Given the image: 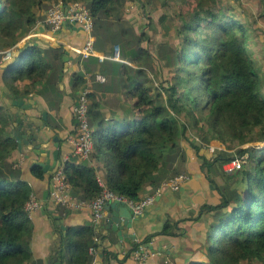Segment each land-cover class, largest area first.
I'll list each match as a JSON object with an SVG mask.
<instances>
[{"label": "trees", "instance_id": "1", "mask_svg": "<svg viewBox=\"0 0 264 264\" xmlns=\"http://www.w3.org/2000/svg\"><path fill=\"white\" fill-rule=\"evenodd\" d=\"M50 1L0 0V58L4 48L14 47L42 20L38 10H45ZM83 1L92 18L94 47H101L105 39L116 42L120 59L109 57V47L101 61L90 56L80 60L79 54L77 60L83 70L99 63L101 73L110 75L109 83L100 84V89L120 91L132 98L123 113L113 114L108 109L111 115L104 119L95 89L86 92L92 134L89 155L99 161L104 185L135 200L142 185L155 186L179 171L186 145L192 148L199 168L217 194L216 202H201L198 214L190 216L203 229L200 239L197 232L192 240L195 246L186 264H240L250 259L264 262V142L247 143L234 151L214 147L208 155L204 152L211 141L225 145L264 140V79L246 48L248 28L235 16L234 5L223 0H191L190 8L173 12L171 31L177 37L173 42L150 40L143 28L134 32L117 24V31H112L108 15L118 17L121 12L117 8L126 0ZM142 14L152 32L160 29L155 25L166 17L160 12L156 22L149 23L144 9ZM149 41L152 45L148 46ZM64 53L61 44L27 40L18 46L13 59L1 66L2 94L12 98L34 92L44 97L48 107L57 108L63 93L57 78ZM123 58L138 66L127 64ZM22 79L27 82L17 86L16 80ZM70 80L75 100L84 83L82 70L72 71ZM45 123L55 132L59 119L47 114ZM15 148L7 108L0 102V264H39L40 260L32 257V220L24 204L32 188L11 159ZM243 151L247 156L240 167L223 169L225 161ZM61 169L72 194L88 199L99 192L95 166L86 160L64 159ZM29 172L47 181L51 174L36 164L29 166ZM46 199H41L44 207ZM56 211L61 213L59 208ZM51 214L47 211V216ZM178 220L166 218L158 230L140 240L146 243L156 232L183 233ZM93 235L90 224L66 226L59 240V264H85L90 259L87 246L97 244ZM133 245L134 241L130 248ZM65 249L70 252H63ZM113 259L116 256L111 250L98 256L99 264H110Z\"/></svg>", "mask_w": 264, "mask_h": 264}, {"label": "crops", "instance_id": "2", "mask_svg": "<svg viewBox=\"0 0 264 264\" xmlns=\"http://www.w3.org/2000/svg\"><path fill=\"white\" fill-rule=\"evenodd\" d=\"M223 1H228L234 5L233 12L235 13V16L237 18L245 23L247 22L251 24V26L255 25L256 20L253 19L254 13H260V9H250L249 5L251 0ZM149 3V1L145 3H143L142 1L141 3L137 0H126L123 3L122 7L117 8L118 11L120 9L121 12L118 17L115 18L112 15H108L109 20L112 22L110 26L112 28V31H117V24H120L126 29L134 32H137L139 28H143L147 31L151 40V38H153V35H155L158 30L152 32L150 29L151 26L145 25L147 19L142 14V10L144 9L146 11L145 7L146 5H149ZM257 3L258 5H263L261 6V11H263L264 13V0H257ZM141 4H143V8L141 7ZM43 10L44 9L38 10L41 16H43ZM147 14L149 23H151L152 21L156 22V15H152L149 12ZM262 17H264V14L262 15ZM37 25H41L42 29H36ZM258 37L261 38V35L258 34ZM29 39L40 44H53V42H56V44H61L65 48L66 53L64 54L66 55V59L63 60L65 64H63L61 73L57 78V85L63 91L61 100L57 108H50L47 106L44 97L37 93L31 92L26 96L20 97L22 99V102L28 103L29 106L20 108L18 105H14L11 103V97H7V94L5 93L2 94V90L3 92H5V88L0 84V102L4 103L7 108V112H13L14 110H17L18 114L26 112L34 119L35 122L40 121L39 112L41 109L46 110V116L48 114L52 118H58L59 126H56L57 130L55 131L58 136L57 161L67 158H71L74 161L86 160L88 164L95 166L96 177L102 180L99 161L95 160L89 154L86 158H77L74 155H71L70 144L66 140L67 133L71 132V130H73L74 128V119L71 113V104L74 100V97L73 95H71L72 86L70 74L72 71L77 69L82 70V73H84L83 71L88 73L97 71L101 73L102 71L98 69L99 63H96L91 70H83L80 61L77 60L78 54L74 52L73 49V47L79 45L82 39V32L77 28L75 24L72 25L71 23H65L60 25V27L55 31H50L46 23H44L42 20H38L35 24V27L30 28L28 32L22 35L15 42L14 47L10 49V55H12L11 59H13L14 53L16 52L18 46H21ZM141 43L144 44V41H142ZM150 43L151 42L149 41L148 46L150 45ZM251 43L252 41H250V39L248 38L247 44L251 45ZM56 44L54 43L53 45ZM109 47H111L112 51L116 48L118 51L116 42H113L111 44L109 39H105L103 45L97 49L102 53H106V51L109 50ZM250 55L252 56L251 53ZM80 60H85V58H81ZM122 60L129 65L138 66L137 62H133L125 58H123ZM5 62L6 59L0 58V71L1 66ZM256 64L259 66V70L262 74L260 65L258 63ZM102 75L104 77L102 80L95 79L92 75H90V77H88L87 87L88 90L89 88L93 90L95 89V98L97 99V103L101 106V111L103 113L104 119H106L111 115L108 109L113 110V114L120 115L121 113H123L125 107L132 101V98L126 94L121 93L120 91H111L105 88L100 89V84H108L110 81V75L108 73ZM25 82H27V80L25 79L16 80V85L21 86ZM96 85L97 89L94 88V86L96 87ZM261 90L264 93V82L261 85ZM47 133L49 134V136L54 133L53 129H51L49 125ZM195 139L197 140V138ZM253 141L256 140L245 141V143L251 144L250 142ZM235 145H240V143H235ZM48 147L49 149L52 147V144L50 142L48 143ZM183 148L185 151V159L178 167L179 170L187 172L188 178L184 180L176 189L162 187L159 190V193L154 195L151 203L147 204L140 212V216H138L135 220H132L131 226L122 227L123 231H133V236L123 235L121 238H117L114 231L107 229V232L105 234H103L101 237H98V241L103 246L101 254L105 250H111L115 253L116 259H113L110 264H186V262L190 258H192L191 250L192 247L195 246V243L192 240H195V235L197 232V238L200 239V231L203 229V227L199 225V222L197 224L195 221H192L190 216L198 214V206L201 202H216L217 194L214 188H212L210 183L207 181L204 175V170L199 168L198 161L195 158L192 148L186 145H184ZM199 150H201V148ZM26 151L28 152V156L24 157L23 152ZM205 154L208 155L209 152H205ZM33 156L34 155L29 152L23 145L21 150H17V148H15L11 153V159L16 161L18 166H20L21 168V176L24 177L31 185L32 195L36 198L42 199L43 191L45 189L47 190V199L45 205L46 215L47 211H50V213L52 214H60L62 223L64 224L65 228L66 226L90 224L93 226V229H95L98 223L94 224L92 222L90 210L88 208L67 209L61 213H58V211H56V208H59L61 210V206L59 204H55L49 197L48 185L50 183V177L49 181H47L44 176L43 178L38 179L33 177L29 172V162L33 158ZM153 187L154 186H151L149 184L142 185V187L138 191V195L142 196L146 193L151 192L153 190ZM103 210L105 212L104 208ZM203 215H206V213H203ZM29 216L32 220V236L30 239V249L32 257L40 260L39 264H53L52 257L55 256L59 264V254H56L59 246L56 247L54 241L57 236H60V230L55 227L53 232H50L51 228L49 226V223L47 219L43 217L39 207L30 211ZM166 218L181 219L178 220L177 226L178 228H182L183 233H153L147 243H149V245H151L150 247L154 249V253L144 261H139L132 258L128 254V250L130 249L132 242L137 239L140 240L141 237L146 233L158 230ZM102 230L103 228L101 227L97 230V236L101 234ZM63 252L69 253L70 250L65 249ZM98 256L100 255H98L97 252L95 264H99ZM23 264L31 263L26 261Z\"/></svg>", "mask_w": 264, "mask_h": 264}, {"label": "built area", "instance_id": "3", "mask_svg": "<svg viewBox=\"0 0 264 264\" xmlns=\"http://www.w3.org/2000/svg\"><path fill=\"white\" fill-rule=\"evenodd\" d=\"M66 19L72 21L73 24L82 32V39L78 46L73 47L74 52L82 58L88 56L92 57L94 61H101L106 55L94 47V35L92 33V18L83 0H70L66 2L65 11L62 10L60 0H51L44 10L42 21L47 24L50 31H55L61 25V21ZM10 47L2 50L1 59H5L10 55ZM111 58L118 59L117 48L109 55ZM84 83L79 90L74 103L71 105V113L74 119V128L66 135V140L70 144V154L77 158H86L89 154L92 144L91 127L87 118L88 98L86 92L88 91L87 82L88 77L92 75L95 79L102 80L104 77L99 72L88 73L83 71ZM215 144L216 148H222ZM259 145V144H258ZM247 153L241 152L222 164L223 169L230 170L240 167L241 163L245 161ZM58 160L52 168L50 174V188L49 197L55 203L61 206V212L67 209L88 208L90 210L91 220L97 224L104 214L103 204L105 199H119L124 201L134 213L141 212L144 207L151 203L155 194L159 193L162 187L169 189H176L179 185L188 178L187 172L179 170L166 178L161 179L158 184L153 187V190L137 199H130L120 193L114 192L107 188L103 180L96 177L100 185L99 192L91 198L78 197L70 192V185L66 181L63 171L61 169V162ZM25 207L30 211L36 209L41 204V199L29 194L25 200ZM96 240V234L92 236ZM87 252L90 259L85 264H95L97 250L93 244L87 246ZM154 253V249L148 246L141 240H135L134 245L129 249V255L139 261L146 260Z\"/></svg>", "mask_w": 264, "mask_h": 264}, {"label": "water", "instance_id": "4", "mask_svg": "<svg viewBox=\"0 0 264 264\" xmlns=\"http://www.w3.org/2000/svg\"><path fill=\"white\" fill-rule=\"evenodd\" d=\"M61 8L63 11L66 9V2L60 1ZM65 23H71L72 21H67L66 19L61 21V25ZM59 28V27H58ZM57 28V29H58ZM36 29L41 30V25H37ZM56 42H53V44ZM12 55L7 56L6 61H10ZM62 60L66 59V55L63 54L61 56ZM63 64L65 62L63 61ZM12 104L18 105L20 108L28 107V103L22 102V99L19 96H12L11 99ZM7 116L9 118V126L10 132L16 142L17 150H21L22 145L31 152L34 156L29 162V166L31 165H39L42 171L46 173H51L53 166L55 165L58 159V136L57 133H52L50 136L47 133L48 125L45 123L46 120V110L41 109L39 112V122H35L34 119L27 114L26 112H22L18 114L17 110L13 112H7ZM52 144V147L49 149L48 143ZM23 156L27 157L28 152H23ZM41 157V158H38ZM50 188V183H49ZM46 189L42 193V199H46ZM40 211L49 223L51 228L50 232H53L54 228L57 227L60 230V235H63L65 232V226L62 223V219L60 214L53 213L50 216L46 215L44 204H40ZM103 208L105 209L104 214L102 215L100 221L98 222L97 227L94 229L96 234V250L98 255H101L103 250V246L98 241V237H101L103 234L107 232V229L114 231L117 238H121L123 235L133 236V231H123L122 227L131 226L132 220H135L138 216H140V212L134 213L131 208L122 200L119 199H105ZM103 228L101 234L97 236V230L99 228ZM60 236H57L54 244L56 247L59 246ZM148 246L149 243L146 242ZM60 250L56 251V254H59ZM52 263L58 264L55 256L52 257Z\"/></svg>", "mask_w": 264, "mask_h": 264}, {"label": "rangeland", "instance_id": "5", "mask_svg": "<svg viewBox=\"0 0 264 264\" xmlns=\"http://www.w3.org/2000/svg\"><path fill=\"white\" fill-rule=\"evenodd\" d=\"M141 1L145 3L148 0H141ZM149 2H150L149 5H146L145 7L147 13L149 12L152 15L153 14L158 15L161 12L162 15H166V17L160 20L159 24L155 25L156 29H157V25L160 26V29L155 33V35H153V38L155 39L164 38L166 40L175 42L177 37L173 36L174 35L173 31H171L172 22L174 21V18H175V14L173 12L175 10H184L188 7L190 8L192 1L191 0H149ZM249 6H250V9L259 8L260 13L258 12L254 13L253 19L256 20V23L254 26H251V24L247 22L246 23L243 22V24L248 28V38L250 39V41H252L251 45L249 44L246 45V48L254 57L255 62L260 65L263 78H264V17H262L264 13L263 11H261V6L263 5H258L257 0H251ZM201 29H202V26H199L198 30H201ZM258 34L261 35V38L258 37ZM263 142L264 140H256L250 143L258 145V144H262ZM215 143L216 142L214 141L209 142L208 148L204 149V151L208 153L214 147L216 148ZM243 145H246V143L244 142V143H240V145H235L234 142L233 143L229 142V143H226L225 145H220V147H222L220 149H225V150L228 149L230 151H234L236 147L243 146ZM250 161L251 159L248 158L249 163ZM240 264H264V262L256 260V259H250V260H243L240 262Z\"/></svg>", "mask_w": 264, "mask_h": 264}]
</instances>
